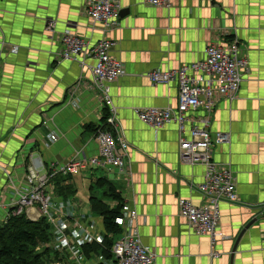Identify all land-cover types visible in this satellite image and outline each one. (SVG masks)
I'll list each match as a JSON object with an SVG mask.
<instances>
[{"label":"crops","instance_id":"crops-1","mask_svg":"<svg viewBox=\"0 0 264 264\" xmlns=\"http://www.w3.org/2000/svg\"><path fill=\"white\" fill-rule=\"evenodd\" d=\"M86 1L0 0V198L9 202L16 197L27 182L32 157H40L53 172L78 153L98 155L95 130L106 107L91 88L94 62L87 60L82 68L59 59L58 36L71 30L92 43L107 38L115 42L112 55L125 70L111 85V98L117 129L131 147L127 166L114 174L85 169L66 184L77 189L78 182L88 179L91 185L102 178L112 183L124 200L125 216L138 212L142 242L156 252V264H264V0H173L170 9L153 7L147 0H119L130 12L107 33L91 28ZM52 21L54 32L47 29ZM232 39L240 42L249 70L238 98L219 102L210 132L213 139L218 133L229 136L228 143H214L215 159L233 168L239 200L221 204L219 231L230 239L218 241L220 254L213 259L210 240L190 231L178 206L181 198L204 203L198 190L204 167L181 161L177 125L155 130L143 124L134 109L178 103V85L153 84L148 72L191 64L204 57L211 43ZM15 46L18 52L12 53ZM78 84L80 89L75 88ZM76 98L79 106L71 102ZM52 132L58 134L56 143L48 138ZM124 173L131 176L129 181ZM91 185L92 196L115 205L103 197L107 189L95 187L102 189L97 196ZM89 210L78 206L79 217L68 214L61 223L87 263L107 264L103 218L92 213L91 203ZM30 213L39 219L36 207ZM6 215L0 211V222ZM75 218L98 231L96 242L77 245ZM94 244L102 248L89 249ZM67 259L65 264H75Z\"/></svg>","mask_w":264,"mask_h":264},{"label":"built area","instance_id":"built-area-1","mask_svg":"<svg viewBox=\"0 0 264 264\" xmlns=\"http://www.w3.org/2000/svg\"><path fill=\"white\" fill-rule=\"evenodd\" d=\"M153 7L170 9L173 0H147ZM123 6L119 0H87L85 12L92 29L101 28L105 33L116 28ZM55 22H50L48 31L54 32ZM60 49L57 56L63 61L79 63L86 68V61L92 60L90 72L93 79L91 86L106 107L101 123L95 130V140L99 153L94 157L76 154L71 160L57 166L53 172L47 171L40 157L31 159L27 168V182L16 191V197L9 202L0 198V211H6L8 220L11 216L26 214L32 221L30 211L37 209V217L47 218L52 232L58 238L59 252L65 257L64 249L75 264L87 263L79 252V247L70 237L62 220L68 214L58 209L55 177H74L85 169H101L106 174L115 171L124 172L127 166L131 147L117 129V110L111 98L112 84L120 79L125 70L123 63L112 55L115 42L101 39L89 42L71 30H66L58 36ZM12 53L18 52V47L12 48ZM249 70V60L242 55L238 39L227 43H211L204 52V57L191 64L182 65L173 70H153L147 73L148 80L153 84L178 85V103L165 108L150 107L134 109L135 116L145 125L162 130L175 124L179 131L180 159L187 165L204 167L203 182L198 185L199 192L205 200L195 204L190 199L179 200V216L184 219L190 231L198 237H207L211 243V257H219L216 245L219 240H229L230 236L219 231L221 204L237 202V179L233 168L217 162L214 143H228L227 134L218 133L213 139L210 127L215 109L221 100L233 103L240 92L244 74ZM80 84L75 88L80 89ZM73 88V92L76 89ZM79 106L80 99L71 100ZM48 122H45L47 125ZM49 140L56 143L58 134L52 132ZM125 176L128 174L124 173ZM131 176L126 178L127 181ZM73 217H79L76 212ZM139 214L131 210L127 216L122 212L118 224L122 229L120 237L115 241L111 253L112 264H156L157 254L147 247L141 238ZM38 219V220H39ZM73 229L80 235V242H96L98 231L92 229L89 223L80 218L74 219ZM63 250H62V249ZM110 262V264H111Z\"/></svg>","mask_w":264,"mask_h":264},{"label":"trees","instance_id":"trees-1","mask_svg":"<svg viewBox=\"0 0 264 264\" xmlns=\"http://www.w3.org/2000/svg\"><path fill=\"white\" fill-rule=\"evenodd\" d=\"M70 178L72 177L61 175L55 177L56 196L66 200L77 194V189L73 184H66ZM104 186L108 187V191L103 197L116 202L115 205L111 207L103 199L102 201L96 198L95 195H91L90 203L92 213L103 218L107 234L102 244L105 246L102 252L106 255L107 264H110L109 262L113 259L111 249L122 232L117 221L122 216L125 203L121 194L105 178L99 179L96 185H91L90 190L93 191L95 187ZM52 239L53 233L47 218L42 217L37 221H32L26 214L11 216L8 220L0 222V264H45L43 253H36L35 247L39 241L49 243ZM101 248L96 244L89 247L95 251ZM49 252L51 253V251ZM50 253L46 256L48 257Z\"/></svg>","mask_w":264,"mask_h":264},{"label":"rangeland","instance_id":"rangeland-1","mask_svg":"<svg viewBox=\"0 0 264 264\" xmlns=\"http://www.w3.org/2000/svg\"><path fill=\"white\" fill-rule=\"evenodd\" d=\"M98 174L101 175L102 173L99 172ZM90 185H91L90 179H88L84 183L78 182L77 194L72 198H69L66 200H61V202L59 204H57L58 209L64 211L66 214H69V215H72V213H74V212H76V214H79L78 213V206L84 205V210L85 211L89 210V208H90L89 197L91 195L89 192ZM103 188L108 190V188L106 186H104ZM95 189H94L95 194L97 196H100L102 194V189H97V188H95ZM0 221H1V219H0ZM59 247H60V244L58 243V238L54 234V238L49 243H46V241H39L35 247V252L36 253H43V255H44L43 258H44L45 264H65V262L68 261L67 258L70 257V255L67 254V251L70 252V250L69 249L63 250L61 248L65 254V257H64V256H62V254H60ZM49 251H51V253ZM49 253H50V255L48 256L49 257L48 258L46 255ZM65 258H66V261H64ZM111 261H113V260H111ZM111 264H112V262H111Z\"/></svg>","mask_w":264,"mask_h":264},{"label":"water","instance_id":"water-1","mask_svg":"<svg viewBox=\"0 0 264 264\" xmlns=\"http://www.w3.org/2000/svg\"><path fill=\"white\" fill-rule=\"evenodd\" d=\"M129 12H130V10L127 8V9H123L122 11H121V14H120V19L121 18H123V17H125V16H127L128 14H129ZM256 222V220H254V221H252L247 227H246V229L244 230V231H242V233L240 234V236H239V238H238V242L240 241V239L242 238V236L244 235V233H245V231L252 225V224H254Z\"/></svg>","mask_w":264,"mask_h":264}]
</instances>
